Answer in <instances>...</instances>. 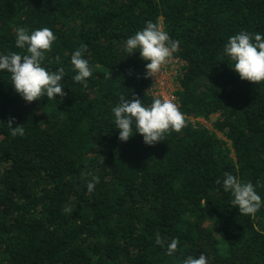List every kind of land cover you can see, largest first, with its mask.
<instances>
[{
  "label": "trees",
  "instance_id": "obj_1",
  "mask_svg": "<svg viewBox=\"0 0 264 264\" xmlns=\"http://www.w3.org/2000/svg\"><path fill=\"white\" fill-rule=\"evenodd\" d=\"M149 21L179 42L186 121L152 146L120 141L112 112L121 95L154 100L150 61L125 51ZM18 28L56 36L41 66L64 69L65 95L26 102L0 70V264H264V81L241 80L224 53L240 32L264 36V0H0V55L28 54ZM81 45L86 84L71 64ZM225 172L254 185V215L232 205ZM85 173L100 179L91 193Z\"/></svg>",
  "mask_w": 264,
  "mask_h": 264
},
{
  "label": "clouds",
  "instance_id": "obj_2",
  "mask_svg": "<svg viewBox=\"0 0 264 264\" xmlns=\"http://www.w3.org/2000/svg\"><path fill=\"white\" fill-rule=\"evenodd\" d=\"M253 39L255 43L252 42ZM55 40L56 36L48 28L35 30L30 35L26 29L18 28L16 47L21 49L27 47L28 54L0 55V70H6L11 74L12 86L26 102L38 101L44 97L51 100L65 95L61 83L65 75L64 69L61 67L55 72H49L41 66L45 54L51 52ZM178 46L179 42L172 40L159 24L149 21L142 31H138L126 40L125 51L130 56L139 49L141 58L150 61L145 65V78L154 79L162 66L173 57ZM86 51L87 45H81L71 56V64L77 72L73 79L82 84H86L87 79L93 75L88 60L83 58ZM224 53L233 62L231 67L241 80L254 84L264 81V36L259 33L240 32L229 38ZM56 59L59 61L60 58L56 57ZM119 101L112 108V112L119 131L118 138L122 142H127L135 133H139L143 136L144 143L152 146L164 141L165 135L170 134L171 131L179 133L186 126L184 115L171 99L157 98L147 107L135 96L129 99L121 95ZM13 122L14 118H10L7 122L11 135L23 136V125L13 127ZM88 177L90 179L87 182V190L91 193L100 179L91 173H85V178ZM217 183L220 181L218 180ZM223 189L234 197L231 203L242 215H254L262 206L261 197L254 190V185L251 182L242 183L230 172L224 173ZM155 242L160 246L166 243L160 233L156 234ZM177 247L178 241L172 239L167 243L166 254L174 255ZM183 264H210V262L207 256L200 254L199 258L187 256Z\"/></svg>",
  "mask_w": 264,
  "mask_h": 264
},
{
  "label": "built area",
  "instance_id": "obj_3",
  "mask_svg": "<svg viewBox=\"0 0 264 264\" xmlns=\"http://www.w3.org/2000/svg\"><path fill=\"white\" fill-rule=\"evenodd\" d=\"M183 62L178 59H170L161 71L153 79L150 78V87L148 94L154 99H171L176 105V98L174 95L175 89L177 88L176 79L180 76V67ZM200 124H204L203 119H196Z\"/></svg>",
  "mask_w": 264,
  "mask_h": 264
},
{
  "label": "rangeland",
  "instance_id": "obj_4",
  "mask_svg": "<svg viewBox=\"0 0 264 264\" xmlns=\"http://www.w3.org/2000/svg\"><path fill=\"white\" fill-rule=\"evenodd\" d=\"M203 126L209 127V123L208 122H204V124H202Z\"/></svg>",
  "mask_w": 264,
  "mask_h": 264
}]
</instances>
